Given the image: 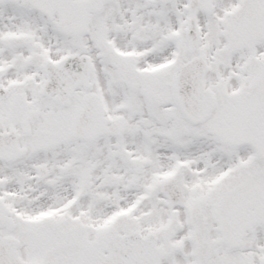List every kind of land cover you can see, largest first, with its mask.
Returning <instances> with one entry per match:
<instances>
[{"label":"snow or ice","instance_id":"6c2138e0","mask_svg":"<svg viewBox=\"0 0 264 264\" xmlns=\"http://www.w3.org/2000/svg\"><path fill=\"white\" fill-rule=\"evenodd\" d=\"M0 264H264V0H0Z\"/></svg>","mask_w":264,"mask_h":264}]
</instances>
